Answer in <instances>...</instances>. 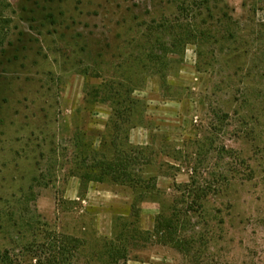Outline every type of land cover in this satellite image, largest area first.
<instances>
[{
	"label": "rangeland",
	"instance_id": "1",
	"mask_svg": "<svg viewBox=\"0 0 264 264\" xmlns=\"http://www.w3.org/2000/svg\"><path fill=\"white\" fill-rule=\"evenodd\" d=\"M185 8L0 0V252L26 208L91 247L116 226L152 232L177 214L181 246L142 238L128 264H264V3ZM130 102L135 125L118 143L147 148L149 192L82 187L80 135L111 157L115 112ZM193 183L204 192L192 204Z\"/></svg>",
	"mask_w": 264,
	"mask_h": 264
},
{
	"label": "trees",
	"instance_id": "2",
	"mask_svg": "<svg viewBox=\"0 0 264 264\" xmlns=\"http://www.w3.org/2000/svg\"><path fill=\"white\" fill-rule=\"evenodd\" d=\"M185 1L186 8L182 9V13L187 18L189 17L187 11L194 7H204L208 3V0ZM260 1L264 3V0ZM180 43L181 41L176 38L170 41L169 46L175 49ZM133 104L130 102L128 108L121 107L115 112L116 120L113 123L110 145L113 148L111 157L96 151L92 146V139L86 134L80 135L81 140H85L88 145L86 149H81L75 154L74 174L80 177L82 187L85 188L92 182H111L130 186L136 193L140 192L138 197L141 195L143 197V194L149 192L152 186L150 179H145L143 175V167L150 162L149 154L144 153L147 148H124L118 143L119 136L135 125L131 106ZM201 189L196 183L186 186L185 193L190 197L192 204L196 203L197 197L204 192ZM29 212L27 208L19 212L21 223L14 226L18 229L17 240L14 241L12 248L0 252V264H128L131 242L143 238L146 241L155 240L160 244L180 247L183 239L180 232L183 220L180 216L160 214L156 218L152 232L142 231L136 225L127 229L124 223L126 228L123 226L119 230V226H116L118 230L115 228L112 238L96 239L95 246L91 247L86 239L60 232L41 220L34 221L36 212L31 216L34 219L29 220ZM137 216L138 212L135 217Z\"/></svg>",
	"mask_w": 264,
	"mask_h": 264
}]
</instances>
